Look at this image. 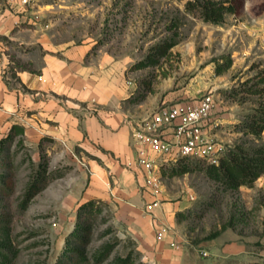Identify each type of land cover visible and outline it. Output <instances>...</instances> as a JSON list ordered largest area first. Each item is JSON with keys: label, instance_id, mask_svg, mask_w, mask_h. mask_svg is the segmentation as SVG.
I'll return each mask as SVG.
<instances>
[{"label": "rangeland", "instance_id": "obj_1", "mask_svg": "<svg viewBox=\"0 0 264 264\" xmlns=\"http://www.w3.org/2000/svg\"><path fill=\"white\" fill-rule=\"evenodd\" d=\"M187 1L0 0V8L8 7L20 21L18 26L26 29V35H16L13 41L3 39V43L9 46L12 66L27 71L35 67L25 56L38 49L21 43V37L31 42L39 31L52 43L86 49L87 61L108 56L124 66L126 81L135 84L134 98L150 90L146 97L155 100V109L191 106L212 94L214 105L202 128L214 142L222 144L225 152L264 144V133L255 138L240 131L242 124L264 109V40L260 35L264 33V0H238L237 13L218 25L187 13ZM173 34L177 45L157 65L134 68ZM228 58L230 68L217 75L216 65ZM10 122L19 125L22 118L0 115V242L8 264H62L64 251L70 243L73 247L69 239L79 208L88 202L84 196L88 172L85 165L76 169L73 148L53 141L39 146L24 135L22 144L20 136L9 140ZM206 166L193 159L162 164L158 206L149 212L145 207L140 215L147 225L113 202L96 200L100 212L86 246L88 257L104 244L116 243L103 264L127 255L132 264H240L236 259L219 260L222 248L238 243L264 264V176L251 186L229 190L206 177ZM182 167L189 171L169 175L172 168ZM4 177H9V187L2 189ZM162 204L181 211L174 209L169 222L161 221L153 210ZM153 221L169 228L161 242L156 240ZM171 242L180 249H173ZM202 251L207 257L201 256Z\"/></svg>", "mask_w": 264, "mask_h": 264}, {"label": "crops", "instance_id": "obj_2", "mask_svg": "<svg viewBox=\"0 0 264 264\" xmlns=\"http://www.w3.org/2000/svg\"><path fill=\"white\" fill-rule=\"evenodd\" d=\"M18 23L8 7L0 8V115L22 118L19 125L29 142L40 146L53 141L73 148L76 169L85 165L88 172L86 201L113 202L147 225L140 215L160 194L146 185L145 172L136 166L140 156L151 153L133 141L132 132L155 110V100L150 96L138 103L132 100L135 84L126 81L119 62L108 56L87 61L86 49L52 43L40 31L31 42L21 37V43L38 49V53L25 56L35 70L13 67L3 39L13 41L16 35H26ZM14 124L10 122L9 127ZM166 136L171 137L170 130ZM156 161L159 166L164 164V158ZM176 207L162 204L153 214L169 222L174 209L181 211ZM219 256V260L236 259L240 264L261 262L238 243L222 248Z\"/></svg>", "mask_w": 264, "mask_h": 264}, {"label": "trees", "instance_id": "obj_3", "mask_svg": "<svg viewBox=\"0 0 264 264\" xmlns=\"http://www.w3.org/2000/svg\"><path fill=\"white\" fill-rule=\"evenodd\" d=\"M239 7L238 0H188L185 4V11L187 13L196 15L204 23L218 25L222 23L228 15L237 13ZM175 29V27L173 28ZM178 39L175 34L165 39L163 43L156 44L152 48V55H149L144 61L135 64L134 68L142 69L158 64L160 58L165 57L170 49L177 45ZM225 59V56L220 58ZM215 61V60H214ZM232 64V60L228 58L220 65H216L215 73L221 75L228 70ZM146 90V89H145ZM150 90H146L142 94L133 96L132 100L136 103L141 102L147 96ZM240 131L248 133L255 138H260L264 133V109L257 111L250 120L240 126ZM24 128L20 125H12L8 139H13L15 136H20L19 143H23ZM3 157L0 156V161ZM206 164L203 169L204 174L210 180L219 183L225 189L236 190L241 186H251L258 178L264 176V144L253 148H243L236 146L234 149L225 152L220 158L218 166L207 164L202 160H197ZM165 170L161 171L164 175ZM189 170L186 167L181 169L172 168L170 176H179L187 173ZM9 177H4L2 181V189L9 187L6 180ZM44 182H40V188ZM32 192L28 194V197ZM99 202L88 201L79 208L78 220L76 222L73 235L69 242L73 241V247L69 244L62 256V264H103L112 254L116 243H106L102 246L97 254L92 258L88 257L86 246L88 245L91 235L93 233L94 221L97 214L100 212L96 204ZM218 235V232L214 234ZM79 247H76V245ZM3 242H0V264H8L5 250L3 249ZM112 264H132L131 255L126 257H117L112 260ZM247 264H260L252 262Z\"/></svg>", "mask_w": 264, "mask_h": 264}, {"label": "built area", "instance_id": "obj_4", "mask_svg": "<svg viewBox=\"0 0 264 264\" xmlns=\"http://www.w3.org/2000/svg\"><path fill=\"white\" fill-rule=\"evenodd\" d=\"M260 35L264 40V33ZM213 105V95L206 94L191 106H159L135 125L132 132L133 141L151 153L149 157L142 155L136 160V166L145 172L146 185L155 191L159 190L161 165L156 161L157 158H164V163L168 162L165 158H170L169 161L173 163L193 159L214 166L219 165L225 148L222 144L214 142L202 128L203 123L209 120ZM167 130L171 132L170 138L166 136ZM157 206L158 203L153 202L146 206V211L149 212ZM153 227L156 229L157 241L161 242L168 236L169 228L165 224L153 221ZM170 245L175 250L180 249L176 242H171ZM207 255L206 251L201 252V256Z\"/></svg>", "mask_w": 264, "mask_h": 264}]
</instances>
